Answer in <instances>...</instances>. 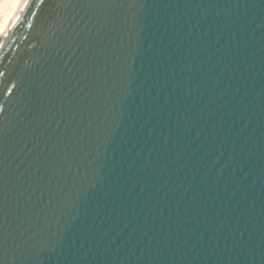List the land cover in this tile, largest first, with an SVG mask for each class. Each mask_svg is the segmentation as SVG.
Wrapping results in <instances>:
<instances>
[{
  "label": "water",
  "instance_id": "1",
  "mask_svg": "<svg viewBox=\"0 0 264 264\" xmlns=\"http://www.w3.org/2000/svg\"><path fill=\"white\" fill-rule=\"evenodd\" d=\"M32 10L0 39L2 264H264V0Z\"/></svg>",
  "mask_w": 264,
  "mask_h": 264
},
{
  "label": "snow or ice",
  "instance_id": "2",
  "mask_svg": "<svg viewBox=\"0 0 264 264\" xmlns=\"http://www.w3.org/2000/svg\"><path fill=\"white\" fill-rule=\"evenodd\" d=\"M44 3V0H4V4L11 5L13 10H19L20 5H24V11L28 13L30 16H35L37 13L33 11L32 9L37 6H42ZM25 20V17H21L20 20L17 21V23H21ZM31 26V25H29ZM5 30L4 26L0 24V34ZM0 75H4L3 73H0ZM17 88V85L13 84L11 87H7L5 85L3 89H0V92H3L4 94L11 95L13 94V90ZM2 110V109H0ZM0 250H2V243H0ZM0 264H2V261H0Z\"/></svg>",
  "mask_w": 264,
  "mask_h": 264
},
{
  "label": "bare ground",
  "instance_id": "3",
  "mask_svg": "<svg viewBox=\"0 0 264 264\" xmlns=\"http://www.w3.org/2000/svg\"><path fill=\"white\" fill-rule=\"evenodd\" d=\"M17 12L18 10H13L11 5L4 4V0H0V24H2L5 28L2 34H0V39L3 38V35L8 28L10 21L15 18Z\"/></svg>",
  "mask_w": 264,
  "mask_h": 264
}]
</instances>
